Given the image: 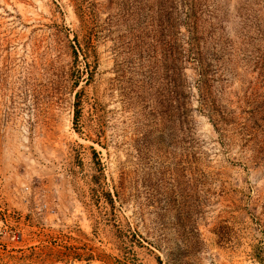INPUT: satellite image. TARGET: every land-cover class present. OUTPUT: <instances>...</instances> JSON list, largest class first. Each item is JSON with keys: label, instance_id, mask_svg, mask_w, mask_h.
I'll return each instance as SVG.
<instances>
[{"label": "rangeland", "instance_id": "rangeland-1", "mask_svg": "<svg viewBox=\"0 0 264 264\" xmlns=\"http://www.w3.org/2000/svg\"><path fill=\"white\" fill-rule=\"evenodd\" d=\"M0 264H264V0H0Z\"/></svg>", "mask_w": 264, "mask_h": 264}, {"label": "built area", "instance_id": "built-area-1", "mask_svg": "<svg viewBox=\"0 0 264 264\" xmlns=\"http://www.w3.org/2000/svg\"><path fill=\"white\" fill-rule=\"evenodd\" d=\"M0 235H1V231H0Z\"/></svg>", "mask_w": 264, "mask_h": 264}]
</instances>
